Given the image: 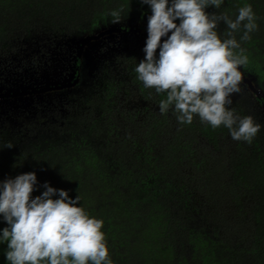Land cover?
Segmentation results:
<instances>
[{"label": "trees", "instance_id": "1", "mask_svg": "<svg viewBox=\"0 0 264 264\" xmlns=\"http://www.w3.org/2000/svg\"><path fill=\"white\" fill-rule=\"evenodd\" d=\"M249 3L258 29L242 46L260 76L264 0H225L219 10L206 11L234 19ZM121 6L126 15L121 24L145 12L140 0H0V67L38 70L53 39L92 35ZM225 28L223 22L218 26ZM144 55L132 48L101 58L89 76L75 55L67 73L76 70L71 81L77 82L44 94L64 97L60 105L53 103L62 109L58 120L45 124L62 139L37 145L28 137L44 127V119H36L35 127L25 116L0 109V139L15 143L0 150V180L35 172L40 185L49 182L73 198L79 194L84 208L104 220L113 264H264V127L251 143L237 142L228 129H212L198 117L180 125L171 111L161 115L157 105L165 94L136 79L134 69ZM232 100L240 116L251 115L264 126V95L243 83ZM35 107L37 116L50 112ZM13 120L21 126L14 129ZM5 249L0 245V264H6Z\"/></svg>", "mask_w": 264, "mask_h": 264}, {"label": "clouds", "instance_id": "2", "mask_svg": "<svg viewBox=\"0 0 264 264\" xmlns=\"http://www.w3.org/2000/svg\"><path fill=\"white\" fill-rule=\"evenodd\" d=\"M140 3L151 14L145 55L134 71L144 88L165 94L157 105L159 113L171 111L180 125H191L198 117L212 129H228L233 141L251 143L264 126L230 106L232 96L242 91V70L250 63L242 43L258 29L252 5L240 7L233 19L206 11L219 10L225 0ZM107 15L113 24L126 16L123 6ZM221 22L224 31L218 30ZM12 147L11 140L0 139V150ZM41 187L44 190L33 196ZM0 222L6 224L0 228L6 264H113L104 220L84 208L79 194L73 198L49 182L40 185L35 172L0 180Z\"/></svg>", "mask_w": 264, "mask_h": 264}, {"label": "rangeland", "instance_id": "3", "mask_svg": "<svg viewBox=\"0 0 264 264\" xmlns=\"http://www.w3.org/2000/svg\"><path fill=\"white\" fill-rule=\"evenodd\" d=\"M143 9L145 10L143 16L147 18V16L151 14V10L147 5H144ZM133 19L134 18L129 19V21H133ZM103 25L93 28L91 34L95 35L105 28L108 29V27L115 26V24L111 22H106ZM120 36V39L122 41H113L110 34L103 36L98 40H92L84 47L83 50H88L87 52H85L86 56L84 57V59H86L84 67L87 76L91 75L93 71L97 70L101 58L110 60L111 58H114V56L129 51L132 48L135 50V52L143 49L144 45H142L141 42L146 39L142 40L141 37L139 39H136V37H127L122 34ZM84 37H86V35L80 34L79 36L77 35L75 37L61 36L60 40L53 39L51 41L54 42L53 46H49L48 44L45 50L46 58H44L43 61H45L46 64L45 66L38 68V70H35V68L29 69L27 67H23L20 70L12 71L9 69V67H0V89H2V91H6L7 88H30L32 86H35L36 84H47V82L51 84L54 82L63 81L64 76H66L67 70L69 69V66L71 64L70 62L74 59L77 53V47L79 44V42L77 43V41H80ZM163 39L164 38H162V41ZM129 43L132 44L128 46ZM124 46H127V49L124 48ZM112 65V67L114 68V63H112ZM252 68L253 67L251 65H248L247 68L243 71L254 76V81L256 80L260 91L264 95V71L260 76H256V73ZM62 98L64 97H62V93L60 92L53 93L51 97L43 101L38 100L39 98H31L29 97V95L21 96L18 98H4L0 99V109H2L4 113L7 111H12L14 117L17 116V114L19 115V117L21 115L25 116L23 118L24 122L29 124H37L34 125L35 127L40 125V123H38V120L36 119H44L41 123L44 125L43 128L37 127L34 128V130L28 128L30 132L33 130L30 137H28L29 140L34 141L37 145H41L46 142H54L55 140L62 139L63 137L58 134L55 128L45 125L48 124L49 121L55 122L58 120V117L60 116L59 113L62 112V109L57 108L58 104L55 105V109H51V107H53V103H59L60 100L62 101ZM35 105L44 106L45 108H48L50 112L41 111L39 113V116H37ZM30 107L31 109H29ZM33 118L34 120H32ZM10 125L13 128L21 126V124L15 122L14 120L10 122ZM13 144V148H15V143L13 142Z\"/></svg>", "mask_w": 264, "mask_h": 264}, {"label": "water", "instance_id": "4", "mask_svg": "<svg viewBox=\"0 0 264 264\" xmlns=\"http://www.w3.org/2000/svg\"><path fill=\"white\" fill-rule=\"evenodd\" d=\"M120 30H121V28H119V27H115V26L114 27H108V29L105 28L102 31H99L98 34L87 35L86 37L82 38L80 41H77V43L79 42V44L77 47L76 57L82 58V61L84 62V65H85L86 59H84V57L86 56L85 52H87L88 50H83L84 47L87 44H89L92 40H95V39L98 40V39H100V37H102L104 35H110V34L115 33V32L119 33ZM119 34L127 36V32H122ZM76 57H74V60L76 59ZM75 74H76V70H73L71 73H69L68 74V80L66 82H60V83H56V84H48L47 83V84L40 85L38 87L32 86L30 88H21V89L7 88L6 91H2V89H0V99L18 98V97L26 96V95L40 94V93H43V92L49 91V90L68 88L77 82V78L74 79L73 81H71L73 79V77L75 76ZM244 81L250 86L251 90H253L256 95L260 96L258 90L254 86H252L250 78L244 76Z\"/></svg>", "mask_w": 264, "mask_h": 264}, {"label": "flooded vegetation", "instance_id": "5", "mask_svg": "<svg viewBox=\"0 0 264 264\" xmlns=\"http://www.w3.org/2000/svg\"><path fill=\"white\" fill-rule=\"evenodd\" d=\"M147 23H148L147 18H145L142 15L141 17H138L136 21H132V22L127 21L125 24H121V22L115 23V27L121 28V30H120L119 33L127 32V37H136V39H139L141 37L142 40H144V39L147 38ZM119 33H117V32L112 33L111 34V36H112L111 39L113 41H120L121 40L120 39V37H121L120 35L121 34H119ZM102 37H100V38H102ZM126 39H130V38H126ZM145 41L146 40L142 41L141 44L142 45H145ZM132 43H129L128 46H130ZM134 43H136V42H134ZM124 48L127 49V46H124ZM245 77L250 78L251 79L252 86H254L258 90V92H259L260 95H263V93L260 91L258 85L254 81V76L253 75H250V74H248V73L245 72ZM66 80H68V73H66V76H64V80L61 81V82H66ZM243 83L246 84L248 86V88L251 90L250 86L245 81H243ZM65 89H67V88H65ZM54 90H57V89H54ZM54 90H49V91H45L43 93H40L42 95L40 96V99L39 100H42L43 101L45 99H48L47 97L45 98L44 94H48L50 91L51 92H54ZM58 90H62V89H58ZM40 94H37V95H40ZM34 95L36 96V94H34ZM42 96H44V97L41 98ZM256 103H257V105L260 106V101L259 100L256 99ZM261 107H262V105H261ZM53 109H55V106L53 107ZM262 109L264 111V106L262 107Z\"/></svg>", "mask_w": 264, "mask_h": 264}]
</instances>
